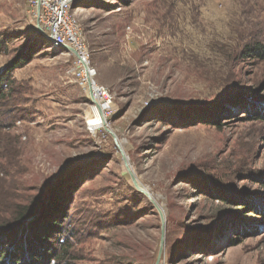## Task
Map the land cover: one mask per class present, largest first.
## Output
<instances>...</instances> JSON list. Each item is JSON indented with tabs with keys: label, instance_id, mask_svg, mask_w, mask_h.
<instances>
[{
	"label": "rangeland",
	"instance_id": "1",
	"mask_svg": "<svg viewBox=\"0 0 264 264\" xmlns=\"http://www.w3.org/2000/svg\"><path fill=\"white\" fill-rule=\"evenodd\" d=\"M71 12L114 95L108 127L165 214L160 264H264V0H74ZM0 34V71L37 51L0 109L14 115L0 116V218L70 186L78 264H155L161 217L113 136L88 125L75 56L50 46L30 0H0Z\"/></svg>",
	"mask_w": 264,
	"mask_h": 264
},
{
	"label": "trees",
	"instance_id": "2",
	"mask_svg": "<svg viewBox=\"0 0 264 264\" xmlns=\"http://www.w3.org/2000/svg\"><path fill=\"white\" fill-rule=\"evenodd\" d=\"M7 42L0 37V54L6 52ZM36 53L34 48L27 49L0 71V109L7 105L6 101L15 91L14 71L30 63ZM255 53L259 52L256 50ZM1 114L6 118L14 116L11 109L0 110ZM257 115L264 118L262 112ZM8 125V122L0 121V134ZM75 192L70 186L65 190H55L52 195L60 198L54 197L52 206H43L45 197L38 198L36 203L11 206L5 212L9 216L0 218V264H78L73 248V240L78 236L73 228L70 204L67 206L65 202V198Z\"/></svg>",
	"mask_w": 264,
	"mask_h": 264
},
{
	"label": "built area",
	"instance_id": "3",
	"mask_svg": "<svg viewBox=\"0 0 264 264\" xmlns=\"http://www.w3.org/2000/svg\"><path fill=\"white\" fill-rule=\"evenodd\" d=\"M73 2L30 0V9L35 25L50 45L71 53V49L76 51L73 73L81 87L90 92L91 104L99 106L102 119L98 129H102L116 113L114 95L108 87L93 78L88 47L81 37L79 23L71 12Z\"/></svg>",
	"mask_w": 264,
	"mask_h": 264
},
{
	"label": "water",
	"instance_id": "4",
	"mask_svg": "<svg viewBox=\"0 0 264 264\" xmlns=\"http://www.w3.org/2000/svg\"><path fill=\"white\" fill-rule=\"evenodd\" d=\"M71 51L76 54L75 50L74 49H71ZM107 132H109L113 138H114V141L117 145V147L119 148L121 154H122V157H123V160H124V164L126 166V169L128 171V173L130 174L131 176V180L135 186V188L137 190H139L140 192H142L143 194H145L146 196H148L151 201L153 202L154 206L156 207V209L158 210V213L161 217V220H162V238H161V247H160V251H159V255H158V258H157V261L155 264H160V261H161V256H162V252H163V247L165 245V238H166V231H165V227H166V217H165V214L163 212V209L160 207V205L154 200L152 199L150 193L148 191H146L141 183L139 182V179L137 177V175L135 174L134 170L130 167V164H129V160H128V157H127V154L125 152V150L123 149V147L121 146L120 142H119V138L117 136V134L111 129L109 128L108 126L105 128Z\"/></svg>",
	"mask_w": 264,
	"mask_h": 264
},
{
	"label": "bare ground",
	"instance_id": "5",
	"mask_svg": "<svg viewBox=\"0 0 264 264\" xmlns=\"http://www.w3.org/2000/svg\"><path fill=\"white\" fill-rule=\"evenodd\" d=\"M48 41V40H47ZM49 42V41H48ZM51 47H53L52 45H50ZM55 48V47H54ZM60 49V48H59ZM63 50V49H61ZM76 52V51H75ZM73 53V52H72ZM74 55V53H73ZM88 96H89V100H90V107L88 109V113L90 114L89 117L90 119L88 120V125L92 127V129L95 131V129H98L101 125V119H102V115H101V111L98 105L96 104H91V99H90V92L88 91ZM109 126L108 122L105 123V128ZM122 146V145H121ZM130 164V163H129ZM131 167V166H130ZM146 190V189H145ZM148 191V190H146ZM149 192V191H148ZM150 193V192H149ZM151 197L153 198L152 193H150Z\"/></svg>",
	"mask_w": 264,
	"mask_h": 264
}]
</instances>
